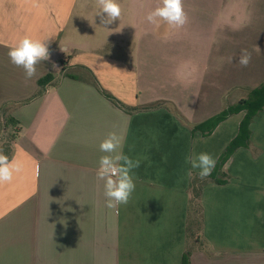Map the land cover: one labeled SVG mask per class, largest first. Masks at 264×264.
<instances>
[{
    "label": "crops",
    "instance_id": "crops-1",
    "mask_svg": "<svg viewBox=\"0 0 264 264\" xmlns=\"http://www.w3.org/2000/svg\"><path fill=\"white\" fill-rule=\"evenodd\" d=\"M118 3L105 26L97 0H0V119L11 109L22 164L0 185V264H183L188 250L191 264H264V108L227 181L203 187L201 226L188 176L199 170L185 162L201 152L218 162L246 111L209 136L193 128L264 85V0H183L181 28L147 22L161 0ZM25 36L49 38L31 79L8 56ZM110 132L140 160L118 213L97 178Z\"/></svg>",
    "mask_w": 264,
    "mask_h": 264
},
{
    "label": "clouds",
    "instance_id": "clouds-1",
    "mask_svg": "<svg viewBox=\"0 0 264 264\" xmlns=\"http://www.w3.org/2000/svg\"><path fill=\"white\" fill-rule=\"evenodd\" d=\"M102 25H109L121 17L122 9L118 0H97ZM148 23L159 26L161 21L166 22L174 28H181L188 22L187 14L184 11L183 0H161L153 10L145 17ZM49 38L41 40L25 36L13 45L8 56L12 64L22 67L26 79L36 75L37 65L50 58V47L47 42ZM251 61V53L246 49L241 51L238 63L247 67ZM55 67V65H53ZM124 136L116 132H110L99 144V151L104 153L98 160L97 178L104 181V196L106 207L116 210L119 205L127 204L135 190V183L131 172L138 168L140 160H133L123 153ZM185 162L191 165L192 169H198V176L205 180L211 176L216 159L207 152H201L186 157ZM22 171V164L15 158L10 159L0 152V185L11 183L15 174ZM192 176V172H188Z\"/></svg>",
    "mask_w": 264,
    "mask_h": 264
},
{
    "label": "trees",
    "instance_id": "trees-1",
    "mask_svg": "<svg viewBox=\"0 0 264 264\" xmlns=\"http://www.w3.org/2000/svg\"><path fill=\"white\" fill-rule=\"evenodd\" d=\"M51 79V76L47 77V80ZM94 85L98 88V90L110 101L116 104L119 108L132 112L133 109L125 106L118 99L108 94L101 86L98 80L94 79ZM38 97V94L34 96V98ZM264 108V85L260 88L254 90L249 98L242 100L237 105L230 106L222 113L212 117L206 122L199 124L198 126L193 128V131H200L204 136L211 135L214 130L218 127L220 123L225 121L227 118L234 114H238L242 111H246V115L242 120L239 128V133L235 139H233L222 155L220 156L211 176L206 178L205 180H201L198 174H193L191 178L190 190L192 194L191 208L193 212H195L197 218V224L201 226V217H202V204H201V195L203 187L210 182H215L219 184H224L227 181V176L223 172V168L225 163L229 160V158L242 147H249L251 144V124L254 118L263 110ZM18 122L11 116H7L4 111H2V117L0 119V139L3 137L7 131V129L11 126L13 127V137L12 142L17 134ZM3 154L7 155L10 159L12 158V149L10 146L2 147ZM191 250H188L183 257V264H191L190 261Z\"/></svg>",
    "mask_w": 264,
    "mask_h": 264
},
{
    "label": "rangeland",
    "instance_id": "rangeland-1",
    "mask_svg": "<svg viewBox=\"0 0 264 264\" xmlns=\"http://www.w3.org/2000/svg\"><path fill=\"white\" fill-rule=\"evenodd\" d=\"M237 95H241V94H237ZM236 95V96H237ZM10 110L11 109H7L6 111H5V114L7 115V116H9V114H10ZM15 128H18V126L17 127H15ZM12 137H13V127H9L8 129H7V131H6V133H5V135L3 136V137H1V139H0V152H2V147L3 146H10L11 145V139H12ZM195 237H196V235H195ZM192 243H194V240L191 242V244Z\"/></svg>",
    "mask_w": 264,
    "mask_h": 264
}]
</instances>
